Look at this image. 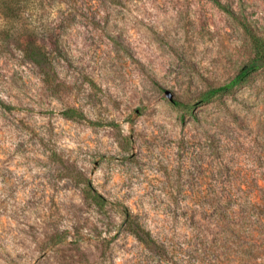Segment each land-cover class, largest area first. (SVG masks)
I'll list each match as a JSON object with an SVG mask.
<instances>
[{
	"label": "rangeland",
	"instance_id": "obj_1",
	"mask_svg": "<svg viewBox=\"0 0 264 264\" xmlns=\"http://www.w3.org/2000/svg\"><path fill=\"white\" fill-rule=\"evenodd\" d=\"M244 25L264 39V0H0V264H137L124 207L198 264H264V69L202 102Z\"/></svg>",
	"mask_w": 264,
	"mask_h": 264
},
{
	"label": "trees",
	"instance_id": "obj_2",
	"mask_svg": "<svg viewBox=\"0 0 264 264\" xmlns=\"http://www.w3.org/2000/svg\"><path fill=\"white\" fill-rule=\"evenodd\" d=\"M8 18L16 19L18 16H16V14H8L7 19ZM243 27L252 43V59L229 83L214 88L204 94L203 103L211 102L219 95L226 94L246 84L254 73L264 69V39L254 33L250 26L244 25ZM24 45L25 46L22 48L24 55L33 59V62L38 64L42 69H44V66H49L45 61L53 52L58 50V40L55 38H49L43 42L42 45L29 42H25ZM39 57L44 60L39 59ZM43 73L48 77L45 83L49 84L50 74L46 72ZM64 115L69 119H84L83 114L78 113L74 109L65 111ZM81 183L84 185L83 195L85 201L104 210L109 204L108 200L93 187L90 180L84 178L81 180ZM121 214L123 216L122 229L134 236L144 248L145 253L137 260V264H198L194 259L198 249L190 248L186 242L180 239L178 234L175 236L165 235L156 237L141 224L139 219L136 218L128 208L124 207Z\"/></svg>",
	"mask_w": 264,
	"mask_h": 264
}]
</instances>
